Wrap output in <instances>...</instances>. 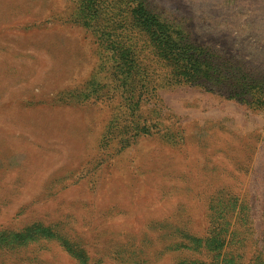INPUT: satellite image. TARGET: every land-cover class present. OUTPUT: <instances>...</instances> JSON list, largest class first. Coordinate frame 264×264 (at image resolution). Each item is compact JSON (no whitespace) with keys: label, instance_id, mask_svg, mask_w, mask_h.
<instances>
[{"label":"rangeland","instance_id":"374dc122","mask_svg":"<svg viewBox=\"0 0 264 264\" xmlns=\"http://www.w3.org/2000/svg\"><path fill=\"white\" fill-rule=\"evenodd\" d=\"M0 264H264V0H0Z\"/></svg>","mask_w":264,"mask_h":264}]
</instances>
